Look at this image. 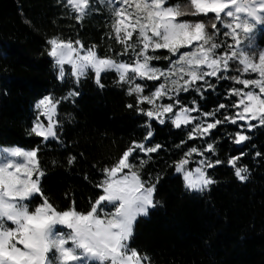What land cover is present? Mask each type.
<instances>
[{"label":"snow or ice","instance_id":"6c2138e0","mask_svg":"<svg viewBox=\"0 0 264 264\" xmlns=\"http://www.w3.org/2000/svg\"><path fill=\"white\" fill-rule=\"evenodd\" d=\"M65 2L80 23L94 12L108 13L114 33L110 38L122 45L116 56L128 59L101 56L95 45L86 48L80 40L52 38L48 40V55L58 68V79L64 81L67 72L79 84L91 72L95 83L103 88L102 73H116L118 82L129 86L128 94L137 96V104L152 106L148 110L138 108L150 121L156 120L160 125L170 122L176 129H186L189 140H205L204 150L190 147L175 163L174 170L181 174L189 192L210 191L216 181L208 169L222 163L205 156V152L215 153L214 144L207 141L209 136L215 139L212 130L225 123L237 125L241 131L235 133L233 142L243 145L251 139L243 134L245 128L251 131L264 126V49L256 43V35L264 34V0ZM184 16L202 19H181ZM160 50L171 55H155ZM161 59L170 61L167 68L153 64ZM210 78L242 86L230 89V95L236 97L231 105L221 103L216 111L202 112L195 100L193 107H187L177 99L181 92H194L201 97L209 89L214 93L216 84ZM137 80L162 82L144 95L147 84H138ZM79 94L72 91L69 96ZM164 98L173 102L158 103ZM58 105L59 101L51 95L35 105L39 116L47 121L45 125L38 116L31 129L43 138L42 142L60 140ZM177 105L180 107L175 111ZM229 107L236 111L216 118L220 109ZM209 117L213 118L211 122ZM252 121L258 123L254 125ZM147 128L145 141L153 136L151 124ZM161 147L133 142L115 165L103 169L104 178L96 185L103 194L91 202L85 213L76 210L75 201L69 209L57 210L44 195L41 181L45 171L38 157L39 147L26 150L0 146V264H151L150 257L131 247L130 242L137 220L147 218L160 203L156 199L160 177L155 181L143 179L132 161L140 153L147 156L148 160L140 161L142 169ZM193 154L204 158L195 168H188ZM238 159L233 157L229 163L235 176L246 182L249 170L237 166ZM37 197L42 202L37 203Z\"/></svg>","mask_w":264,"mask_h":264},{"label":"trees","instance_id":"16d2710c","mask_svg":"<svg viewBox=\"0 0 264 264\" xmlns=\"http://www.w3.org/2000/svg\"><path fill=\"white\" fill-rule=\"evenodd\" d=\"M109 20L108 13L94 12L77 22L65 0H0V146L39 147L44 195L57 210H67L75 201L76 210L86 213L103 194L96 187L104 178L103 169L115 165L133 142L160 144L142 169L140 161L148 160L147 156L140 153L132 161L143 179L155 181L159 175L156 199L160 203L147 218L138 219L130 246L150 257L151 264H264V126L244 129L251 139L243 145L233 142L241 131L237 125L225 123L212 130L215 139L209 136L207 141L214 144L215 153L205 155L222 161L208 169L216 183L210 191L193 193L175 172V163L190 147L204 150L205 140H189L186 129H176L170 122L150 121L138 111L143 105L137 104V96L128 94L129 86L118 82L114 72L102 74L103 88L91 72L79 84L70 74L64 81L58 79V69L48 55L52 38L80 40L86 48L95 45L101 56L128 59L116 56L122 45L110 38L114 33ZM256 43L264 49V34L256 35ZM155 55L171 54L160 50ZM169 63L153 61L161 68ZM136 82L147 84L144 92L149 94L162 80ZM213 83L214 93L209 89L201 97L181 92L177 99L187 107H193L195 100L202 112L216 111L221 103L231 105L236 97L230 89L240 85L214 79ZM72 91L79 96H69ZM48 95L59 101V142H42L31 131L37 120L35 103ZM235 111L220 109L216 118ZM148 124L153 136L145 141ZM233 157H239L237 166L248 168L246 182L235 176L229 163ZM36 202L42 201L37 197Z\"/></svg>","mask_w":264,"mask_h":264},{"label":"rangeland","instance_id":"374dc122","mask_svg":"<svg viewBox=\"0 0 264 264\" xmlns=\"http://www.w3.org/2000/svg\"><path fill=\"white\" fill-rule=\"evenodd\" d=\"M51 47V46H50ZM50 51V50H49ZM181 52H183V51H188V49H181L180 50ZM54 61V60H53ZM55 64V63H54ZM55 67L57 68V66L55 65ZM65 68H66V70L69 68V66L68 65H66L65 66ZM58 69V68H57ZM66 74H68L67 72H66ZM103 74V73H102ZM74 78V77H73ZM242 78H247V77H242ZM75 79V78H74ZM137 83V82H136ZM138 84H140V83H138ZM240 87H242L241 85H240ZM150 94V93H149ZM149 94H147V93H145L144 92V95H149ZM41 99V98H40ZM40 99H38L37 101H36V103L40 100ZM159 102H162V103H164V104H168V103H172L173 101H171V100H168L167 98H164L162 101H158V103ZM36 103H35V105H36ZM141 105H143V109H145V110H148V109H150L152 106L151 105H148L147 103H143V104H141ZM35 110H36V112H37V117L39 116V111L35 108ZM179 109H175V111H178ZM193 115H195L194 113H193ZM197 115V114H196ZM39 119L41 120V121H43L44 123H45V125L47 124V121H46V119L43 117V116H39ZM201 119H204L203 117H201ZM207 120H208V118H207ZM208 122H211V121H209L208 120ZM240 122H242V123H244L243 121H240ZM252 123L255 125V124H257L258 122L257 121H252ZM34 126V125H33ZM257 127H261V126H257ZM246 129V128H245ZM255 129V128H254ZM254 129H252V130H254ZM251 130V131H252ZM246 135V134H245ZM6 147H18V146H6ZM194 155H196V154H193V156ZM206 156V155H205ZM207 157V156H206ZM204 157H201V156H198V155H196V157H191L190 158V163H189V165L187 166L188 168H195L196 166H198V164H197V162L199 161V160H201V159H203ZM192 163H194L193 164V166H192ZM126 172L128 171L127 169L125 170ZM178 174V173H177ZM179 175H181V174H179ZM142 218V217H141ZM138 221V220H137Z\"/></svg>","mask_w":264,"mask_h":264}]
</instances>
